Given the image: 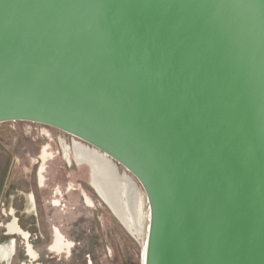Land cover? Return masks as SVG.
<instances>
[{"label":"water","instance_id":"water-1","mask_svg":"<svg viewBox=\"0 0 264 264\" xmlns=\"http://www.w3.org/2000/svg\"><path fill=\"white\" fill-rule=\"evenodd\" d=\"M7 121L137 179L144 264H264V0H0Z\"/></svg>","mask_w":264,"mask_h":264},{"label":"rangeland","instance_id":"rangeland-1","mask_svg":"<svg viewBox=\"0 0 264 264\" xmlns=\"http://www.w3.org/2000/svg\"><path fill=\"white\" fill-rule=\"evenodd\" d=\"M72 139L82 142L40 123H0V192L7 185L6 207L0 213V244L14 238L16 245L9 263L142 264L143 232L128 231L94 191L88 166L73 161ZM64 146H70L68 156ZM117 170L120 175L125 172L121 165ZM126 174L141 197L140 183L128 171ZM31 192L36 209L33 205L28 213ZM141 211L145 212L142 205ZM13 219L26 236L9 233L7 222ZM55 229L71 243L65 252L48 249Z\"/></svg>","mask_w":264,"mask_h":264},{"label":"bare ground","instance_id":"bare-ground-1","mask_svg":"<svg viewBox=\"0 0 264 264\" xmlns=\"http://www.w3.org/2000/svg\"><path fill=\"white\" fill-rule=\"evenodd\" d=\"M85 145L73 141L71 147L69 146L75 162H86L90 170L91 185L102 200L113 210L114 214L124 224L126 229L131 233L141 230L143 234H146L148 209L144 194L141 197L138 195L137 191L133 188L134 185L131 178L125 172L120 175L117 170L118 167L116 166V168L114 166L108 156L95 148L91 149ZM69 147L64 146L63 148L65 156H68ZM43 151L45 153V149ZM30 205L31 209H29ZM141 205L145 211L144 213L141 211ZM29 207L27 210L28 213L32 212L34 207L32 200L29 201ZM126 211H129V213H126ZM6 227L10 234L22 233L15 219L7 222ZM22 235L26 236L24 233ZM15 246L14 238H10L5 243L0 244V264H10L9 262L15 254ZM70 247L71 243L55 229L50 250L60 253L65 252ZM144 251L145 242L142 250V264H144ZM22 264L26 263L23 262Z\"/></svg>","mask_w":264,"mask_h":264},{"label":"flooded vegetation","instance_id":"flooded-vegetation-1","mask_svg":"<svg viewBox=\"0 0 264 264\" xmlns=\"http://www.w3.org/2000/svg\"><path fill=\"white\" fill-rule=\"evenodd\" d=\"M44 125V124H43ZM71 135V134H70ZM80 140V139H79ZM73 141H76V140H74V139H72V142ZM80 141H82V140H80ZM77 142H79V141H77ZM83 142V143H82ZM82 142H80V143H82L83 145H85L86 143L84 142V141H82ZM64 143V142H63ZM72 144V143H71ZM85 146H87V147H89V148H91V149H94L93 147H91L90 145H85ZM71 160H73V159H71ZM73 161H75V160H73ZM77 163V162H76ZM81 163V162H80ZM79 163V164H80ZM81 164H85L86 165V162H82ZM9 170H10V168H9ZM9 172V171H8ZM126 172V171H125ZM127 173V172H126ZM128 175V174H127ZM8 176V175H7ZM129 176V175H128ZM6 180H7V178H6ZM5 187V186H4ZM4 187L1 189V192H0V200H1V196H2V192H3V189H4ZM94 188V187H93ZM94 191H95V189H94ZM96 192V191H95ZM6 193H7V185H6V192H5V195H6ZM97 193V192H96ZM5 195H4V198L2 199V204H1V206H0V208H1V212H2V210L6 207V203L4 202V199H5ZM32 200V204L35 206V209H36V197H35V195H34V193L33 192H31L30 194H28V201H31ZM29 203V202H28ZM34 209V210H35ZM20 209H18V211H19ZM27 212V211H26ZM35 214L34 213H32L31 214V216H34ZM33 223H34V219H33V221H32ZM49 250H50V246H49V248H48Z\"/></svg>","mask_w":264,"mask_h":264},{"label":"crops","instance_id":"crops-1","mask_svg":"<svg viewBox=\"0 0 264 264\" xmlns=\"http://www.w3.org/2000/svg\"><path fill=\"white\" fill-rule=\"evenodd\" d=\"M51 245H52V244H51ZM51 245H50V246H51ZM10 262H11V261H10Z\"/></svg>","mask_w":264,"mask_h":264}]
</instances>
